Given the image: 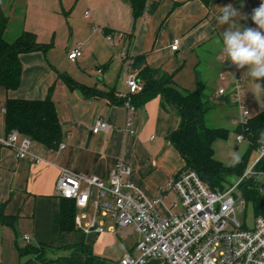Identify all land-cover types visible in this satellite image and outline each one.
Here are the masks:
<instances>
[{
    "label": "crops",
    "instance_id": "obj_1",
    "mask_svg": "<svg viewBox=\"0 0 264 264\" xmlns=\"http://www.w3.org/2000/svg\"><path fill=\"white\" fill-rule=\"evenodd\" d=\"M148 1L156 3L154 12L147 10L137 22L130 17L131 20L125 18V25L112 14L89 20L84 17L91 30L85 39L80 40L82 43L69 49L68 55L77 48L82 51V56L75 62L67 59L77 66L73 71L61 73L42 51L23 54L20 88L10 92L0 88V136L6 135L4 115L7 99L44 100L49 95L56 104L65 133L64 149H61L62 144L50 150L32 143L31 152L39 158L38 161L19 159L12 149L0 147V206L5 204L4 214L15 218L10 224L0 222V264H114L127 254L138 255L137 245L141 235L134 226L118 228L116 234L112 233L115 221L109 217L98 218L106 230L101 235L86 233L83 230L86 226L81 229L77 223L75 231L61 232L62 199L57 194V183L63 169L97 177L109 185L111 171L122 159L133 168L132 181L135 185L147 197L161 199L158 207L160 214L164 217L176 215L173 209L178 204V195L170 190L161 193V189L186 166L170 140L180 128L181 118L172 104L157 96L137 104L138 111L133 118L134 133L125 132L128 110L118 95L127 92L126 79L117 58L119 51L112 50V59H107L111 42L106 41V34L124 32L126 37L122 45L127 47L134 59L145 57L146 65L159 83L170 82L189 92L207 89L206 95L210 100L226 103L218 108H227L228 104L235 107L237 115L234 121L237 124L239 110L232 91L233 64L230 59L222 58V34L228 25L220 23L221 8L231 4L238 10L240 15L234 18L236 28H255L257 26L251 14L262 0ZM39 2L37 0L38 5L41 4ZM8 5L5 0H0V9L4 13ZM127 10L126 7L118 8V13L121 16L125 12L126 15ZM55 18L27 17L23 31L35 33L43 44L50 40L42 35L51 34L54 44L56 28L60 24L54 21ZM95 26L101 27L103 32H94ZM7 31L8 28L5 39ZM176 39L180 41L179 50L172 51ZM218 40L220 43H217ZM86 53L94 55L97 63L102 64L97 77L86 73ZM247 67L241 69V77L247 105L252 117H255L264 111H256V107L261 106L257 102L258 89L264 91V79L252 78ZM62 74L80 85L95 89L98 94L86 96L80 88H71L61 78ZM209 87H213L212 92H208ZM220 89H225L226 93L219 96ZM98 120L106 122L109 129L94 133ZM91 207L90 204L87 209L77 211ZM25 235L29 236V243L24 241ZM120 243L127 250L118 259L111 258L110 249ZM79 245L82 248H76ZM28 246L44 247V255L41 258L32 254L20 255L19 249ZM154 259L146 264L165 261Z\"/></svg>",
    "mask_w": 264,
    "mask_h": 264
},
{
    "label": "built area",
    "instance_id": "obj_2",
    "mask_svg": "<svg viewBox=\"0 0 264 264\" xmlns=\"http://www.w3.org/2000/svg\"><path fill=\"white\" fill-rule=\"evenodd\" d=\"M85 19H91L90 11H86ZM94 32L102 33L101 27L95 26ZM125 34L109 33L105 35L108 42L118 40L124 43ZM180 41L174 40L172 51L179 50ZM82 56L80 48L70 51L68 58L75 62ZM117 58L122 64L125 75L127 92L119 94L128 110L125 132L133 134V118L138 108L133 104V96L143 91L140 71L133 63L134 58L129 55L127 47L121 44ZM233 98L239 110L237 126L244 127L252 118L245 98V87L241 77V69L233 65L232 70ZM224 76V75H222ZM225 89H220L218 95H224ZM109 125L98 120L93 128L94 133L107 131ZM242 142L244 135L237 136ZM32 140L18 132L0 136V147L12 149L19 159L38 161L39 158L31 152ZM65 145H61L64 149ZM264 157L256 161L236 185L224 190L210 189L195 171H182L170 179L163 189L174 191L180 200L184 212L180 215L164 217L158 211L162 201L160 198H149L132 181L133 168L119 160L111 171L109 185L104 184L97 177L86 174L72 173L63 169L57 183V194L61 199L73 201L77 209H87L91 204L93 216H77V226L86 233L101 235L106 232L103 222L98 218H111L115 226L111 232L116 234L118 228L134 226L142 239L137 245L138 255L130 254L122 257L114 264H146L150 259H164L167 264H264V213L256 215L251 228L246 226L245 220L238 218L239 214L247 216L248 202L244 198L239 186L244 180L253 178L257 188L263 196L264 207V170L255 171L254 168ZM97 189L94 195L93 189ZM86 223H83L84 220ZM26 243L29 236L23 237Z\"/></svg>",
    "mask_w": 264,
    "mask_h": 264
},
{
    "label": "trees",
    "instance_id": "obj_3",
    "mask_svg": "<svg viewBox=\"0 0 264 264\" xmlns=\"http://www.w3.org/2000/svg\"><path fill=\"white\" fill-rule=\"evenodd\" d=\"M131 3L134 21L143 17L147 10L154 12L156 3L148 0H128ZM9 18L0 9V88L10 92L20 88L23 77L21 56L37 51L45 52L47 45L39 42L35 33L23 31L14 42L5 39ZM134 67L140 71L143 91L133 96L132 102L137 104L149 98L160 96L172 104L181 118L180 128L174 132L170 140L179 151L186 166L184 171H195L202 181L212 190H224L228 176L242 177L249 169L248 161L252 150L264 147V111L248 120L242 135L250 142L249 152L235 166H224L215 159L214 144L218 139H227L229 131L224 128H210L206 123L207 113L211 110V100L202 88L189 92L178 88L170 82L159 83L153 78L146 65L145 57L134 59ZM61 78L71 88H80L86 96L96 95L95 89L75 82L66 74ZM124 104L123 99H119ZM5 133L18 132L47 149L55 150L63 142L65 133L62 130L52 95L44 100L7 99L5 103ZM262 159L258 164H261ZM258 164L256 166H258ZM248 204H252L256 215L264 213L263 196L253 178L244 180L240 186ZM5 204L0 206V222L10 224L15 218L4 214ZM77 207L73 201L62 199L60 212L61 232L76 230ZM76 248H82L80 245ZM20 255L32 254L41 258L44 247L28 246L19 249ZM106 264V263H104Z\"/></svg>",
    "mask_w": 264,
    "mask_h": 264
},
{
    "label": "rangeland",
    "instance_id": "obj_4",
    "mask_svg": "<svg viewBox=\"0 0 264 264\" xmlns=\"http://www.w3.org/2000/svg\"><path fill=\"white\" fill-rule=\"evenodd\" d=\"M40 5L37 4V0H5L6 4H9L5 11V15L9 18L8 33L6 35V40L9 42H14L21 35L25 23V18H38V17H56L55 22L60 23L56 28L57 39L56 43H52L51 34L45 33L42 36L46 40H50L47 45L45 52L43 54L47 55L50 62L56 65L57 68L63 72L73 71L76 65L70 63L68 59L69 49L77 43H82L80 40L85 39L88 36V32L91 30L88 23L84 19L86 11H90L94 19L96 17H108L112 14L116 20H118L122 25H125V18L128 20L131 18L134 22V16L132 11V6L129 1L125 0H39ZM39 2V3H40ZM126 7L127 12L122 13L120 16L118 13V8ZM128 16V17H127ZM58 17V18H57ZM130 17V18H129ZM50 21L48 18H46ZM130 19V20H131ZM53 22V21H50ZM98 23V21H96ZM116 33H124L121 31H116ZM125 34V33H124ZM127 35V34H126ZM108 50L107 59H112V50L120 51L121 44L118 40H114L110 43ZM85 51V47H83ZM110 55V56H109ZM113 59L117 61L115 55ZM98 62H102L101 60ZM101 63H97L95 56L88 55L84 56V66L87 74L95 75L97 77V71ZM102 65V64H101ZM216 84V83H215ZM215 88V86H214ZM213 87L208 88V92H212ZM258 99L257 102L261 106L256 107L257 113L264 110V91L258 89ZM54 92V88L52 89ZM207 94V89L204 91ZM210 94V93H209ZM211 110L207 113L206 123L210 128H224L229 131L227 139H218L214 144L215 159L221 162L224 166H231L233 153H237L242 158L250 150V142L245 139L240 142L237 139L239 134H242L240 130L244 127L237 126L235 123V117L237 115V109L235 107L226 106L227 108H218L219 105L225 106L226 103L220 102L217 99H211ZM261 149H255L251 151L250 158L248 161V168H250L258 159L261 157ZM259 163V162H258ZM255 171L264 170V157L262 158L261 164L255 166ZM257 175L253 176L255 180ZM239 176H228L226 186L231 187L237 184ZM94 195L97 194V189L94 188ZM241 191H238V195ZM177 206L173 209V213L180 215L184 212L180 201L178 200ZM78 216L86 215V218H91L93 216V208L88 210H78ZM255 212L253 205L250 203L247 208V216L244 214H239L238 218L241 221L245 220L246 226L251 228L255 219ZM100 218V217H99ZM86 219L83 223H86ZM127 249L120 243L117 247L111 248L109 253L111 258L118 259L121 254L125 253ZM47 259L44 261L46 262ZM155 260V259H153ZM157 260V259H156ZM151 260H148V262ZM152 264H166L162 260L155 261Z\"/></svg>",
    "mask_w": 264,
    "mask_h": 264
},
{
    "label": "clouds",
    "instance_id": "obj_5",
    "mask_svg": "<svg viewBox=\"0 0 264 264\" xmlns=\"http://www.w3.org/2000/svg\"><path fill=\"white\" fill-rule=\"evenodd\" d=\"M221 12L220 23L228 25L222 34V58L230 59L237 69H244L247 65L252 78L264 79V0L251 14L255 28H236L234 18L240 13L231 4L222 7ZM232 156V166H235L241 157L237 153Z\"/></svg>",
    "mask_w": 264,
    "mask_h": 264
}]
</instances>
